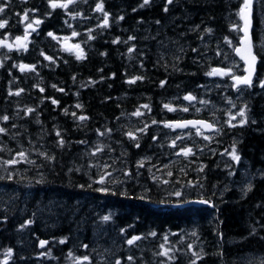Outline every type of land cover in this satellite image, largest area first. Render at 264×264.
Masks as SVG:
<instances>
[{
	"label": "trees",
	"instance_id": "1",
	"mask_svg": "<svg viewBox=\"0 0 264 264\" xmlns=\"http://www.w3.org/2000/svg\"><path fill=\"white\" fill-rule=\"evenodd\" d=\"M98 2L52 9L49 0H11L0 13L5 41L23 39L25 11L43 21L26 50L0 46V117H9L0 119V264H192L194 252L196 264H264V0L253 5L257 77L238 88L243 0H102L107 27ZM214 68L231 73L207 75ZM135 77L143 79L128 83ZM192 117L220 131L165 126ZM233 145L238 162L226 153Z\"/></svg>",
	"mask_w": 264,
	"mask_h": 264
},
{
	"label": "snow or ice",
	"instance_id": "2",
	"mask_svg": "<svg viewBox=\"0 0 264 264\" xmlns=\"http://www.w3.org/2000/svg\"><path fill=\"white\" fill-rule=\"evenodd\" d=\"M75 0H64V2H58V0H49V5L52 9H56V8H62V9H67L68 6L72 3H74ZM11 3V0H6V2H4V0H0V13H4L5 12V9L9 6V4ZM150 3V0H143V3L140 5V7H144L145 5L149 4ZM168 3H172V0H168ZM251 9H252V0H243V4L239 10V12L237 13V15L240 17V19L243 21V27L240 28L239 30L243 31L244 35L240 38V46L239 47H236L235 48V51L236 53L240 56L241 60H243L245 62V75L243 76H237V75H232V79L234 81V85L233 87H239L240 85H246V86H251L252 83H253V76L255 74V66H256V63H257V60H258V56L257 54L254 52V44L252 42V39H251V35H250V29H251ZM33 12L36 11L35 9L32 10ZM94 11H97V12H103L104 14V20H103V25H101L102 27H107L108 26V16L109 14L107 12H104V7H103V3H102V0L101 2H98L96 4V7L94 9ZM135 11V9H134ZM165 11H167V8H165ZM79 15V14H78ZM120 19H123V17H120ZM23 21H27V24L25 26V29H24V37H23V40L25 41V43H20L21 41V37H16V41H17V47L18 48H21V49H24L26 50L27 49V39H28V36L30 34L29 30H31L32 32H35L36 31V28L43 22L42 20L40 19H35V20H32V21H29V13L27 11L24 12L23 14ZM8 21L7 20H0V29H3L6 27ZM35 25V27H34ZM238 26L237 25H233V30H237ZM206 31L208 32H211L212 30L211 29H207ZM89 32H91V30H89ZM79 35V33L73 31L72 32V36H77ZM48 36L50 37H53L54 39L56 38L54 36V34L52 32H49L48 33ZM65 39H68L67 37H65ZM89 39H94V37H92L91 35H89ZM134 37H129V40H133ZM119 42V38H117V40H114L113 43H118ZM229 43H231V41H228ZM0 46H6V47H9L11 49L12 45L10 44H6V41L5 40H0ZM74 48L76 49H80V45L79 44H76L73 46ZM66 50H71V49H66ZM134 49L133 48H129L128 51L129 53H131ZM43 55V53H41ZM77 59H84V54H83V51L80 50V52L77 54ZM45 59L47 60H52V57H48L46 56ZM20 67V70L21 71H24L25 69H34V65H19ZM231 73V69L225 71V70H222V69H212L211 71H209L207 73V75L209 76H214V75H229ZM75 79V77L73 78ZM137 79H143L142 77H135L131 80L128 81V83H135ZM163 81L161 82V85H163ZM261 87H264V81H261ZM53 87L55 88L56 85H53ZM44 89H40V91H43ZM60 91H63V89H59ZM20 91H23L22 89ZM20 91H17L15 93V95H19L20 94ZM10 95L13 94V93H9ZM185 100H194L195 97L191 96L190 94L185 96L184 97ZM53 104H56L58 103L56 100H53L52 101ZM202 103H206V102H202ZM77 108H81L82 105L80 104H77L76 105ZM142 107L144 108H148L149 106L148 105H143ZM165 108H167L169 111H173L174 109H172L169 105H164ZM233 107H235V105H233ZM246 105H245V108H242L239 112L236 113L237 116H240L242 117L243 119H241L239 121V123L241 125H243L244 123H247V116H246ZM184 111H188L187 108L183 109ZM34 109H27V112L28 113H31L33 112ZM65 112H67V109H65ZM73 116H75L76 114L75 113H72ZM133 115L135 116H140L142 115V113L137 110L136 112L133 113ZM236 117L235 116H232L231 119L227 122L229 124V126L231 127H235L236 125L232 124L231 121L234 120ZM0 119L4 120V121H7L9 119V117L7 115L3 116V117H0ZM79 120L83 121L85 119H87L86 116H80L78 117ZM153 123H156V121H153ZM197 124H200V125H203L204 127L206 128H209V129H213L214 128V125L213 124H210V123H206L204 121H186V122H182V123H177L175 125V127H178V128H186L188 127L189 125H192V126H196ZM165 126L167 127H173L172 124H166ZM147 128V125H145V128L143 129H139V131L143 132L145 131V129ZM6 129L3 128V127H0V133H3L5 132ZM110 131V130H109ZM197 134H202L200 132V129L197 128ZM56 135L58 137H60V132L57 131L56 132ZM101 135H103V133H101ZM128 136L132 139H135V135L131 132L128 133ZM177 139H181V137H177ZM205 139H210V137H205ZM59 144L62 146L64 144V141L63 139L61 138L59 141ZM175 141L172 142V146H175ZM137 147H139V144L136 145ZM97 152L98 151H101V149H97L96 150ZM193 152V150L191 148H187V149H181V152L178 153L179 154H183L185 156H188L189 154H191ZM226 153L229 154L232 158V160L234 161H239L240 160V156L237 154V150H236V147L235 145H233L232 147V150L230 153L227 152L226 150ZM95 154V153H93ZM18 155L20 156L21 159H25L26 158V154L23 153V152H20L18 153ZM42 155H45V154H42ZM18 161L16 160H12V161H9L8 163H17ZM140 166H143V161L140 162ZM105 167H107V165H105ZM202 170V169H201ZM106 175H111L110 173H107ZM169 175H171V173H169ZM98 183L100 184H103L105 183V177L104 176H101L100 179L97 181ZM252 188V185L249 184L248 185V191H250ZM99 191H107V189H104V188H101V189H98ZM246 194V193H245ZM176 196H180L181 193L180 192H176L175 193ZM202 203H209V201L207 200H202L201 201ZM110 217L109 216H104L103 217V220L107 221L109 220ZM31 221H27L25 223V225H21V227H25L27 226V224H30ZM123 231V230H122ZM150 235H156L155 232L153 233H150ZM192 235H196L195 232L192 233ZM66 239L67 238H64V239H61L59 242L60 243H65L66 242ZM141 239L140 236H134L132 237L131 239H129L127 241V243L129 245H132L134 244L135 241ZM165 240H167V237H165ZM48 243V241H40V247H44L46 244ZM84 247H87V245H85ZM189 249H191L192 245H189L188 246ZM161 248H164V245H161ZM171 251V249H164V251H162L161 253H159L160 255H163V256H166L168 257L169 259H172L171 256H169V252ZM11 252L12 250L11 249H8L7 250V255L10 256L11 255ZM50 255V253H48ZM43 255V253H42ZM71 252L69 253V256H71ZM193 255L196 257V259H194L192 261V264H196V260H199L201 258V256L198 254V253H193ZM84 261H87L89 258L87 256L83 257L82 258ZM128 260L131 261L133 260V257L129 256L128 257ZM6 264V262H5ZM115 264H121V262L119 260H117L115 262Z\"/></svg>",
	"mask_w": 264,
	"mask_h": 264
},
{
	"label": "water",
	"instance_id": "3",
	"mask_svg": "<svg viewBox=\"0 0 264 264\" xmlns=\"http://www.w3.org/2000/svg\"><path fill=\"white\" fill-rule=\"evenodd\" d=\"M253 5H254V0H252V9H251V29H250V35H251V39H252V42H253V44H254V39H253V35H252V28H253ZM242 21V20H241ZM242 27H243V21H242ZM241 27V28H242ZM241 33H242V36L244 35V33H243V31H241ZM241 36V37H242ZM240 46V40H239V44L237 45V47H239ZM254 52L256 53V50H255V46H254ZM257 54V53H256ZM235 55L237 56V58L238 59H240L241 60V58H240V56L236 53V51H235ZM258 56V55H257ZM242 62H243V64H244V75L246 74L245 73V67H246V65H245V62L243 61V60H241ZM258 64H259V57H258V60H257V63H256V66H255V74H254V76H253V82H254V79H255V77H256V75H257V71H258ZM253 84V83H252ZM246 86V85H245ZM186 121H204V122H206V123H210V124H213L210 120H208V119H202V118H192V119H186V120H182V121H177V122H175V124H177V123H182V122H186ZM214 125V124H213ZM189 126H192V125H189ZM188 126V127H189ZM193 127H201L205 132H212V131H214L215 129H216V125H214V128L213 129H209V128H206V127H204L203 125H200V124H197L196 126H193Z\"/></svg>",
	"mask_w": 264,
	"mask_h": 264
},
{
	"label": "rangeland",
	"instance_id": "4",
	"mask_svg": "<svg viewBox=\"0 0 264 264\" xmlns=\"http://www.w3.org/2000/svg\"><path fill=\"white\" fill-rule=\"evenodd\" d=\"M25 41L23 40V39H21V41H20V43H24ZM6 43L7 44H10V45H12V46H15V45H17V41L16 40H8V41H6ZM230 75V74H229ZM219 126V125H218ZM218 132H219V129H218V131L216 132V133H214V134H212L213 136H215V135H217L218 134ZM197 133V132H196Z\"/></svg>",
	"mask_w": 264,
	"mask_h": 264
},
{
	"label": "bare ground",
	"instance_id": "5",
	"mask_svg": "<svg viewBox=\"0 0 264 264\" xmlns=\"http://www.w3.org/2000/svg\"><path fill=\"white\" fill-rule=\"evenodd\" d=\"M241 25H242V22H241Z\"/></svg>",
	"mask_w": 264,
	"mask_h": 264
},
{
	"label": "flooded vegetation",
	"instance_id": "6",
	"mask_svg": "<svg viewBox=\"0 0 264 264\" xmlns=\"http://www.w3.org/2000/svg\"><path fill=\"white\" fill-rule=\"evenodd\" d=\"M179 129H181V128H179Z\"/></svg>",
	"mask_w": 264,
	"mask_h": 264
}]
</instances>
